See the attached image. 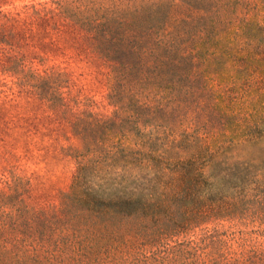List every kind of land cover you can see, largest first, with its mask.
<instances>
[{"label":"trees","instance_id":"1","mask_svg":"<svg viewBox=\"0 0 264 264\" xmlns=\"http://www.w3.org/2000/svg\"><path fill=\"white\" fill-rule=\"evenodd\" d=\"M23 16L83 33L109 67L113 111L74 116L81 146L57 203L32 207L23 176L3 181L0 264H264V240L163 243L251 192L264 211V156L232 161L236 147L264 145V0H50ZM15 35L0 30L2 69L66 113L67 74L27 68L9 52ZM186 120L192 132L170 139Z\"/></svg>","mask_w":264,"mask_h":264},{"label":"rangeland","instance_id":"2","mask_svg":"<svg viewBox=\"0 0 264 264\" xmlns=\"http://www.w3.org/2000/svg\"><path fill=\"white\" fill-rule=\"evenodd\" d=\"M49 1L0 0V30L16 32L9 52L24 56L27 68L60 69L68 77L62 88L68 108L65 113L64 107L52 108L30 87L20 84L15 75L2 69L5 56L0 45V186L10 172L23 176L29 185L27 203L35 208L57 203L60 194L69 187L76 166L73 152L81 146V140L72 131L74 116L81 111L109 116L113 111L105 97L109 67L91 51L83 33L62 19H56L57 26L52 27L51 20L23 18L25 6ZM224 83L215 84L217 94ZM243 98L240 96V101ZM205 119L207 115L198 110L201 124ZM180 124L174 122L170 139L178 140V134L185 129L192 132L189 120ZM262 147V150L236 147L232 161H243L255 154L264 156ZM260 192L263 194L264 189ZM255 194L251 192L248 204H233L230 209L188 223L184 230L170 229L164 245L176 247L192 240L202 244L215 242L222 247L234 242V247H238L262 242L264 211L256 203Z\"/></svg>","mask_w":264,"mask_h":264}]
</instances>
